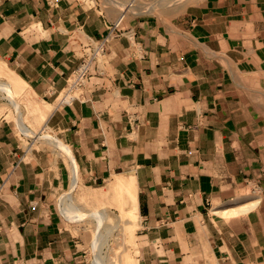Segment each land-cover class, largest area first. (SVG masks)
<instances>
[{
	"label": "crops",
	"instance_id": "1",
	"mask_svg": "<svg viewBox=\"0 0 264 264\" xmlns=\"http://www.w3.org/2000/svg\"><path fill=\"white\" fill-rule=\"evenodd\" d=\"M140 1L0 0V62L52 104L86 38H106L80 94L48 113L44 131L70 148L84 181L135 177L137 264H264L251 254L264 201L226 219L212 211L264 184V0H198L164 15ZM5 116L0 264H77L54 209L67 164L46 140L22 145Z\"/></svg>",
	"mask_w": 264,
	"mask_h": 264
},
{
	"label": "rangeland",
	"instance_id": "2",
	"mask_svg": "<svg viewBox=\"0 0 264 264\" xmlns=\"http://www.w3.org/2000/svg\"><path fill=\"white\" fill-rule=\"evenodd\" d=\"M196 1L198 0H141L139 3L143 5L141 12L164 15L170 11L175 12L176 9H183ZM136 6L129 9L140 11ZM0 85L3 86L0 88V97L6 98L0 99V116L6 115L5 121L13 125L18 141L24 146L37 148L46 140L53 148H58L59 154L67 164L69 182L54 200V209L64 233L78 244L77 264H137L142 234L145 231L140 224L138 211L135 212L131 206L133 198L131 193L133 189L135 193L137 192L135 177L116 172L104 181L96 180L91 183L84 181L77 171L70 148L57 140L58 136L44 131L43 128L48 113L59 105V99L56 98L52 104L44 101L35 95L19 76L10 72L3 62H0ZM42 129L43 134L52 138H37L36 135ZM23 131L29 136H23ZM59 143L63 144L64 151L58 147ZM74 176L77 177V181L76 185L72 186ZM67 198L70 203L69 206L66 204L68 207L65 208L63 201ZM263 201L264 184L250 182L233 198L225 200L212 211L226 219L258 210L260 202ZM252 204L254 205L251 206ZM256 244L257 248L251 254L263 262L264 240L258 239ZM18 264L25 263L22 260Z\"/></svg>",
	"mask_w": 264,
	"mask_h": 264
},
{
	"label": "built area",
	"instance_id": "3",
	"mask_svg": "<svg viewBox=\"0 0 264 264\" xmlns=\"http://www.w3.org/2000/svg\"><path fill=\"white\" fill-rule=\"evenodd\" d=\"M117 25L118 23L114 24L110 28V32L116 29ZM105 41L106 38H86L84 43V50L81 55L79 64L69 74V76L66 79L64 88L58 93L56 97L59 99L58 100L59 105L67 104L71 102L73 99L78 97L82 87L85 85V83L88 80L91 66L93 65L94 62L98 61L99 57L104 52ZM0 99L6 100V98H3V96H1ZM43 133H44L43 129L39 130L36 137L42 139L45 137L52 138V137H48L49 135H45ZM22 135L29 136V134L26 133L25 131L22 132Z\"/></svg>",
	"mask_w": 264,
	"mask_h": 264
},
{
	"label": "bare ground",
	"instance_id": "4",
	"mask_svg": "<svg viewBox=\"0 0 264 264\" xmlns=\"http://www.w3.org/2000/svg\"><path fill=\"white\" fill-rule=\"evenodd\" d=\"M10 72H13L12 70H10ZM14 73V72H13ZM2 85H0V87H1ZM3 87V86H2ZM19 123H21V124H23L22 122H19ZM23 127V126H22ZM24 127H25V125H24ZM25 130H27V129H25ZM56 139V138H55ZM54 141H56V140H54ZM59 142V141H58ZM57 142V143H58ZM63 144H61V143H59V145H58V147L60 148H62V150L64 151V148H63V146H62ZM64 147H66V146H64ZM68 150V149H67ZM71 164H72V162H71ZM76 171V170H75ZM74 174V173H73ZM72 174V175H73ZM76 175V174H75ZM73 178V177H72ZM119 178V177H118ZM76 181H77V177L76 176H74V178H73V180H72V186H75L76 185ZM132 188V187H131ZM129 193V192H128ZM132 194V196L131 197H133L132 198V208H133V210L136 212L137 211V202H136V193H135V191H134V189H133V192L131 193ZM131 194H128V195H131ZM69 203H70V200L67 198L66 200H64L63 201V204H64V207L65 208H67L68 206H69ZM68 206H67V205ZM254 204H252L251 206H253ZM67 206V207H66ZM104 211V210H103ZM87 214V213H86ZM105 215V214H104ZM104 237V236H103ZM95 242H97V241H95Z\"/></svg>",
	"mask_w": 264,
	"mask_h": 264
}]
</instances>
